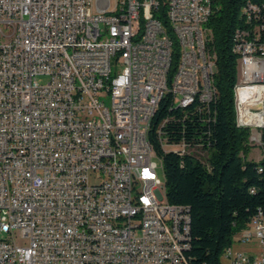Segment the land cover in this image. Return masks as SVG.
Here are the masks:
<instances>
[{
  "label": "built area",
  "instance_id": "2783aa9c",
  "mask_svg": "<svg viewBox=\"0 0 264 264\" xmlns=\"http://www.w3.org/2000/svg\"><path fill=\"white\" fill-rule=\"evenodd\" d=\"M96 1L0 0V264H190L149 133L162 101L212 99L217 0ZM235 36V122L264 158V1ZM222 258L264 264L261 208Z\"/></svg>",
  "mask_w": 264,
  "mask_h": 264
},
{
  "label": "trees",
  "instance_id": "16d2710c",
  "mask_svg": "<svg viewBox=\"0 0 264 264\" xmlns=\"http://www.w3.org/2000/svg\"><path fill=\"white\" fill-rule=\"evenodd\" d=\"M247 1L217 0L207 23L208 48L216 65L212 99L196 98L180 107L164 100L151 123L149 138L162 161L166 199L185 206L190 216V264H224L225 248L264 208V158L240 155L248 149L249 132L236 126L234 110L239 60L235 30ZM182 142L183 153L178 147Z\"/></svg>",
  "mask_w": 264,
  "mask_h": 264
},
{
  "label": "rangeland",
  "instance_id": "374dc122",
  "mask_svg": "<svg viewBox=\"0 0 264 264\" xmlns=\"http://www.w3.org/2000/svg\"><path fill=\"white\" fill-rule=\"evenodd\" d=\"M43 81V79H41ZM241 156H245L247 159H254V160H259L261 158L260 151L258 150V147L256 145H248V149L244 151H240ZM159 177L161 178L162 181L165 180L164 177V172L163 169L159 168L158 169ZM245 250V248H243Z\"/></svg>",
  "mask_w": 264,
  "mask_h": 264
},
{
  "label": "bare ground",
  "instance_id": "6f19581e",
  "mask_svg": "<svg viewBox=\"0 0 264 264\" xmlns=\"http://www.w3.org/2000/svg\"><path fill=\"white\" fill-rule=\"evenodd\" d=\"M108 4V0H99L96 1V8H104V5ZM235 40H236V36H235ZM236 45V42H235ZM261 215H263L264 217V208H261ZM187 216H189L188 210H187Z\"/></svg>",
  "mask_w": 264,
  "mask_h": 264
}]
</instances>
